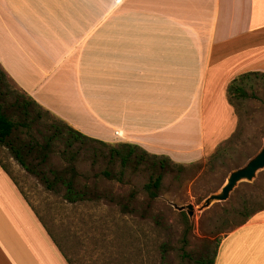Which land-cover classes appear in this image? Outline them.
Returning a JSON list of instances; mask_svg holds the SVG:
<instances>
[{"label": "crops", "instance_id": "0c3cea01", "mask_svg": "<svg viewBox=\"0 0 264 264\" xmlns=\"http://www.w3.org/2000/svg\"><path fill=\"white\" fill-rule=\"evenodd\" d=\"M0 67L89 137L195 162L237 126L228 83L264 72V0H0ZM0 264H70L1 166ZM213 264H264V209Z\"/></svg>", "mask_w": 264, "mask_h": 264}, {"label": "rangeland", "instance_id": "374dc122", "mask_svg": "<svg viewBox=\"0 0 264 264\" xmlns=\"http://www.w3.org/2000/svg\"><path fill=\"white\" fill-rule=\"evenodd\" d=\"M5 80L2 103L16 120L8 104L23 92L6 75ZM242 85L245 97H234L231 102L237 115L234 132L214 156L202 160L178 164L136 149L139 159L134 155L123 166L118 156H110L109 146L93 141L67 146L56 140L47 161L37 166L50 178L49 168L68 177L72 163L75 185L91 195L96 193L95 200L66 202L60 182L55 189H47L4 147H0V159L70 264H195L192 257L202 246L208 244L212 251L226 232L239 226L249 202L264 205L263 168L252 180L239 181L226 200L199 209L207 195L220 190L229 172L242 166L263 143L264 78L250 75ZM43 116L29 130L39 141L43 122L57 123L51 114L43 112ZM18 135L21 140L29 139L25 127ZM111 145L119 147L120 143ZM23 157L28 163L38 160L34 150ZM158 173L162 176L158 195L148 203L144 184ZM189 203L194 208L191 216L185 209L178 210ZM121 204L132 211L123 212Z\"/></svg>", "mask_w": 264, "mask_h": 264}, {"label": "trees", "instance_id": "16d2710c", "mask_svg": "<svg viewBox=\"0 0 264 264\" xmlns=\"http://www.w3.org/2000/svg\"><path fill=\"white\" fill-rule=\"evenodd\" d=\"M5 75L6 74L0 67V147L7 149L10 155L27 172L38 176L47 189H55L56 184L60 182L64 186L62 198L66 202L75 203L98 199L96 193L91 195L88 193V190H84L83 188H79L75 185L74 178L76 176V171L72 163L68 166V177H65L61 172L49 168V172L52 174L51 178L37 165L47 161L49 154L53 151V144L56 140H62L67 146L71 145L75 141H79L80 143L93 141L109 146L108 153L111 154L110 156H118L123 166L129 159L132 158V156L136 155L135 150L140 149L139 146L132 143L122 142L119 147H117L102 140L89 137L70 127L63 120L51 114L48 110L42 108L36 101L24 93L23 95L15 94L8 104L12 113L17 116V119L14 120L7 113L6 107L2 103L1 95L5 94V92L2 91L3 84H6ZM250 75H256L264 78V72L258 71H248L235 76L226 87V95L230 103L234 97H245L246 92L242 83L248 79ZM43 112L51 114V116L57 120V123L54 121L43 122L44 129L39 132L41 138L39 141L29 132V130L36 121L44 118ZM21 127H25L27 130V134L29 135V139L27 141L19 138L18 133ZM32 150L36 151L38 158L36 163H28L23 157V153L30 152ZM216 151L217 149L215 152ZM215 152H213L210 157L214 156ZM142 154L147 153L142 150ZM151 156L154 158L158 157L156 155ZM137 158L139 159V156H137ZM165 159L166 158H160L161 161H165ZM161 161H159V165L163 167ZM153 162L155 161L153 160ZM0 166L10 174L6 164L1 159ZM103 174L107 177L110 176V173L107 170H104ZM10 176L15 181L11 174ZM161 177V173H158L144 184V188L148 193V203H150L158 195ZM120 208L123 212L132 211V208H129L126 204H121ZM262 209H264L263 204L249 202L248 206L244 210V218L239 225L247 221L255 212ZM182 213L184 214V212ZM217 246L218 243L212 251L210 250L208 244L202 246V249H200L194 257H192V260L195 264H213Z\"/></svg>", "mask_w": 264, "mask_h": 264}, {"label": "water", "instance_id": "95a60500", "mask_svg": "<svg viewBox=\"0 0 264 264\" xmlns=\"http://www.w3.org/2000/svg\"><path fill=\"white\" fill-rule=\"evenodd\" d=\"M264 168V137L263 143L258 151L252 155L242 166H239L229 172L224 184L217 192L210 193L202 201L199 209L209 207L214 202H220L227 199L230 191L239 181H250L254 178L256 172ZM186 210L188 216L193 214L192 204L179 206L178 210Z\"/></svg>", "mask_w": 264, "mask_h": 264}]
</instances>
